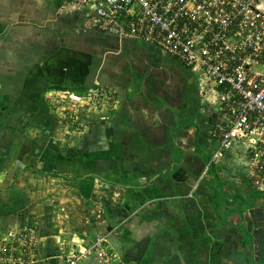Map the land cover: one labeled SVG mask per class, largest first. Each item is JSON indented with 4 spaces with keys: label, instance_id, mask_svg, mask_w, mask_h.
<instances>
[{
    "label": "crops",
    "instance_id": "0c3cea01",
    "mask_svg": "<svg viewBox=\"0 0 264 264\" xmlns=\"http://www.w3.org/2000/svg\"><path fill=\"white\" fill-rule=\"evenodd\" d=\"M61 2L0 0V232L35 227L41 264L121 224L110 241L128 264H264V193L245 147L211 167L217 95L202 98L157 46L91 29ZM99 86L123 100L110 115L70 128L49 112L51 95Z\"/></svg>",
    "mask_w": 264,
    "mask_h": 264
},
{
    "label": "built area",
    "instance_id": "2783aa9c",
    "mask_svg": "<svg viewBox=\"0 0 264 264\" xmlns=\"http://www.w3.org/2000/svg\"><path fill=\"white\" fill-rule=\"evenodd\" d=\"M60 10L81 14L99 32L157 46L192 69L202 98L214 92L226 118L214 133L212 161L244 146L248 179L264 193V0H62ZM119 226L69 256V264H128L110 241ZM20 239L32 247L23 255L36 253L33 232Z\"/></svg>",
    "mask_w": 264,
    "mask_h": 264
},
{
    "label": "rangeland",
    "instance_id": "374dc122",
    "mask_svg": "<svg viewBox=\"0 0 264 264\" xmlns=\"http://www.w3.org/2000/svg\"><path fill=\"white\" fill-rule=\"evenodd\" d=\"M97 88L99 89L97 91L94 90H90L86 92L70 91L69 93H60V94L55 93L51 95L50 103H49V112H51V114L53 115L55 114L60 115L62 120L66 122L65 123L64 121H62L61 124H63V126L68 124L69 127L72 128V127H79L80 126L79 121L82 120L83 118L91 117L92 115H101V116L110 115L115 109L120 107L121 104L123 103V100L120 99L118 93L114 92L113 89L111 88L109 89L101 86ZM85 128L86 126H83L82 129ZM39 133L40 131H38V134ZM40 136L43 138V132L40 133ZM54 139H56V137H54ZM66 144L70 145L72 144V141H68V143ZM58 151L59 154H61L60 156H62L63 158H67V157L70 158L73 155L76 156L78 152L77 150H66V151L58 150ZM85 157L84 159H86ZM241 166H243V163H241ZM24 230L33 232L37 238L36 253L34 252L29 256L23 255L25 250L27 251L30 250V248L28 247L30 245L28 244L25 245L24 243L21 242L22 240L20 239L21 233H24ZM4 231L5 234H2L0 232V264H41L42 263L41 260L39 259L40 236L35 227L28 226V224H25L20 226L18 229H13V230L10 229L7 231L5 229ZM114 234L117 233L115 232ZM2 248H5V251L2 250ZM114 248L117 250L118 253H120L115 246ZM78 253L79 252L75 250L66 251L64 253V256L67 260L66 264H69L68 255H73V254L77 255ZM66 254H68L67 255L68 257L66 256ZM78 264H99V263L93 261L92 259H83L80 260Z\"/></svg>",
    "mask_w": 264,
    "mask_h": 264
},
{
    "label": "trees",
    "instance_id": "16d2710c",
    "mask_svg": "<svg viewBox=\"0 0 264 264\" xmlns=\"http://www.w3.org/2000/svg\"><path fill=\"white\" fill-rule=\"evenodd\" d=\"M178 61V60H177ZM180 64L181 65H183L181 62H180ZM185 68H187L188 70H190V71H192V69H190V68H188V67H186L185 65H183ZM193 72V71H192ZM29 169H32V168H29ZM80 177H82V176H77L76 178H80ZM103 180H105V181H114L115 183H119L117 180H109L108 178H102ZM128 203V202H127ZM111 210V208H108L107 209V212H108V215H110V211ZM110 217V216H109ZM122 226V224L120 225V227ZM120 227H119V229H120Z\"/></svg>",
    "mask_w": 264,
    "mask_h": 264
},
{
    "label": "water",
    "instance_id": "95a60500",
    "mask_svg": "<svg viewBox=\"0 0 264 264\" xmlns=\"http://www.w3.org/2000/svg\"><path fill=\"white\" fill-rule=\"evenodd\" d=\"M132 91H135V89H134V84H131V88H130V90H129V94H130V95H131ZM212 162H213V161H212V159L210 158L211 167H212V169H213L214 164H213Z\"/></svg>",
    "mask_w": 264,
    "mask_h": 264
}]
</instances>
